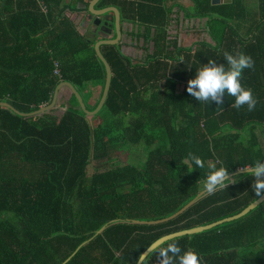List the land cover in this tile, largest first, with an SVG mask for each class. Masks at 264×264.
Returning a JSON list of instances; mask_svg holds the SVG:
<instances>
[{
	"label": "trees",
	"instance_id": "1",
	"mask_svg": "<svg viewBox=\"0 0 264 264\" xmlns=\"http://www.w3.org/2000/svg\"><path fill=\"white\" fill-rule=\"evenodd\" d=\"M166 1L97 5L135 13L145 38L151 28L154 34L152 53L141 63L119 46L100 47L112 77L96 116L84 115L66 86L43 114L21 118L0 108V264H63L73 254L64 264H137L157 239L235 216L257 199L251 173L238 174L237 183L205 194L174 219L143 224L168 219L193 201L208 162L219 161L229 174L264 162V0H255L254 10L243 0L219 6L190 0L184 18L207 19L210 38L190 47L167 39ZM87 5L0 0V103L33 113L65 81L88 112L96 109L105 83L94 52L99 38L87 39L75 23ZM224 51L253 58L254 69L243 71L241 83L258 99L254 111L232 107L227 93L217 105L187 92V82L209 59L226 64ZM94 87L99 97L88 106ZM140 143V166H108L115 154ZM189 152L205 168H196ZM90 165L95 168L88 175ZM172 241L194 249L202 264H264V202L235 222ZM158 250L143 264H157Z\"/></svg>",
	"mask_w": 264,
	"mask_h": 264
},
{
	"label": "clouds",
	"instance_id": "2",
	"mask_svg": "<svg viewBox=\"0 0 264 264\" xmlns=\"http://www.w3.org/2000/svg\"><path fill=\"white\" fill-rule=\"evenodd\" d=\"M226 64L209 59L196 70L195 78L187 82V92L199 102H215L223 105L225 94L234 97L231 106L240 109L247 106L249 112L254 111L258 99L251 89L245 88L242 83V73L245 69H254L255 62L250 55L243 52L231 54L223 52ZM181 63L183 57H180ZM187 159L196 168H205V161L192 152L188 153ZM216 163L208 162L206 178L200 182L202 191L212 195L223 191L229 184H235L236 178L229 174V170L222 165L217 167ZM253 177L251 189L257 198L264 197V162L257 160L249 167ZM139 259V258H138ZM157 264H202V257L191 247L182 250L177 242H168L159 248L157 252Z\"/></svg>",
	"mask_w": 264,
	"mask_h": 264
},
{
	"label": "water",
	"instance_id": "3",
	"mask_svg": "<svg viewBox=\"0 0 264 264\" xmlns=\"http://www.w3.org/2000/svg\"><path fill=\"white\" fill-rule=\"evenodd\" d=\"M99 1L100 0H90L88 2L87 8H86L87 15L85 16V18L83 20L79 17L76 21V23L79 22L80 29L86 30L85 37L87 39L92 40L98 36L100 37V39L94 44V52H95L97 58L100 60V62L104 66L105 83L103 86L101 98L98 102L96 109L93 112H88L86 110V107L83 103L81 96L77 93V91L74 89V87L70 83L65 82V81H62L60 84H58L56 86L54 93H52L50 103L46 106H42V107L38 108V110H36L33 113L26 114V115L20 114V113L16 112L15 110H13L9 105H7L5 103H0V108L6 109V110L10 111L12 114H14L15 116H18L21 118L34 117V116L43 114V113L51 110L52 108H54L56 105V102H57L59 91L62 90L63 86H66V87H68V89L70 90V92L72 93L74 98L76 99L77 104H78L80 110L83 112L84 115H86L87 117H94L101 111V109L103 108L105 101L107 99L108 93H109L112 71H111V68H110L108 62L103 57V55L100 51V47H102V46H118L121 42L122 35H121V29H120V25H119L120 15H119L118 9L116 7H113V6L105 7L102 9H97V4ZM230 3H231V0H210L211 6L228 5ZM101 16H103V19L101 18ZM90 24H92V27L90 28V30H88V27ZM112 32L115 34V37L113 39H110L109 37H111ZM243 173H250L249 167H246L245 169H242V170H237L233 173H230V175L235 176V175L243 174ZM205 194H206L205 192L200 191L199 194L197 195V197L193 201L188 203L184 208H182L179 212H177L175 215H173L172 217H170L168 219L156 221V222H148V223H143V224L144 225H153V224H159V223H163V222L169 221L171 219H174L176 216H178L180 213H182L187 208H189L195 201H197L199 198H201ZM263 202H264V197L257 198L254 202L249 204L246 208H244L241 212H239L235 216L220 220L219 222L210 224V225L205 226V227H200V228H195L192 230L178 232V233L170 234V235L164 236L160 239H157L155 242H153L151 245H149V247H147V249H145V251L140 256L137 264H143V262L145 261V259L147 258V256L150 253H152L157 248H160L163 244H165L167 242H170V241L175 240V239L183 238V237L198 235V234H201L204 232H208L212 229H215L221 225L235 222V221L243 218L244 216H246L249 212L256 209ZM104 228L105 227H103L99 232H97L96 235H99L103 231ZM73 255H71L70 257H72ZM69 258L65 262H67L69 260Z\"/></svg>",
	"mask_w": 264,
	"mask_h": 264
},
{
	"label": "crops",
	"instance_id": "4",
	"mask_svg": "<svg viewBox=\"0 0 264 264\" xmlns=\"http://www.w3.org/2000/svg\"><path fill=\"white\" fill-rule=\"evenodd\" d=\"M100 1L98 2V4L100 3ZM136 2H137V0H136ZM186 2L190 3V0L166 1L165 6L171 7V14L169 16V18H170L169 22L170 23H169L168 29H171V26H172L171 23H172L174 17H176V15L178 16L177 19L179 20L177 26L174 25V27H175L174 32L170 31V35H169V30L167 31L168 36H170V39L176 38L178 44L181 45L182 42H186V37H184V39H182L185 32L194 31L193 28L197 27V25H193V22H199V23L202 22L201 23L202 27L200 26L201 30L204 28L203 30H204V32H206V35L209 39L206 42H210V38H209V35L207 33V27L205 24V21H206L205 19L203 22V21H201L202 19H198V18L197 19L196 18H194V19L184 18V11H185L184 9L187 7H185V5H183V3L186 4ZM175 4L177 5L176 8H174ZM243 5L246 9L254 10L255 5H256V1L250 2V4H249L247 2V0H243ZM110 6H113V5H110ZM78 7H80V6H78ZM106 7H109V6H106ZM113 7H116V6H113ZM103 8H105V7H103ZM117 9L119 11V15H121V21H122V33H121L122 37H121V42L118 45L120 47L121 53L127 57H130L134 63H137L136 61H134V58H133V56H131V53H133L135 55L136 53L139 52V56H141L140 52H144L143 45L145 44L144 46L147 48L149 47V48L147 49L148 51L145 52V54H144V59H143V61H144L146 56L150 55L152 53L153 41H151V40H152V36L154 34V30L151 28L149 30L148 37L145 38V28L142 24H140L138 22V19L136 18L135 13H126L123 10L121 11V9H119V8H117ZM133 12H135L134 9H133ZM82 15H83V13H82ZM82 15L79 16L81 19H82ZM79 17H77V18H79ZM78 23H76V24H78ZM79 31L82 34H84L86 32V30L80 29V27H79ZM113 34L114 33H112V35ZM185 35H187V34H185ZM167 39L169 40V38H167ZM196 42L197 41H194V43H196ZM184 44H183L184 47H190L191 46V43L187 46H185ZM135 59H136V57H135ZM98 90L100 93L99 87H94V89H91L92 96L89 99H87V105L88 106H94L95 105V103L99 97ZM95 91H97L98 94L97 93L94 94Z\"/></svg>",
	"mask_w": 264,
	"mask_h": 264
},
{
	"label": "rangeland",
	"instance_id": "5",
	"mask_svg": "<svg viewBox=\"0 0 264 264\" xmlns=\"http://www.w3.org/2000/svg\"><path fill=\"white\" fill-rule=\"evenodd\" d=\"M255 0H247V2L250 4V2H253ZM183 5H185V7H189L191 6L190 3H183ZM82 15V14H81ZM74 18V17H73ZM78 19V18H77ZM77 19H75L77 21ZM207 21V19H205ZM178 19H173L172 23H171V29H168L169 30V35H170V31L174 32L175 31V26H177L178 24ZM201 21L204 22V19H202ZM206 21H205V24H206ZM195 23V24H194ZM201 23L202 22H193V25H197L196 28H193L194 31H189V32H185V35L183 36L182 39H184V37H186V42H182V45L184 44L185 46L189 45L191 43V45L194 43V41H208V37L206 35V32H204V28L201 30ZM79 25V23H78ZM201 26V27H200ZM140 28V27H139ZM172 34V33H171ZM176 36V35H175ZM169 39H170V36H169ZM176 39V38H175ZM177 40V39H176ZM171 42V41H170ZM145 45V44H144ZM143 45V50L144 52H140L141 53V56H139V52L136 53L135 55L133 53H131V56H133L134 58V61H136L137 63H141L143 62V59H144V54L145 52H147L148 48L145 47ZM136 57V59H135ZM97 91L94 92V94H96ZM98 93H99V90H98ZM97 93V94H98ZM245 135V133H244ZM142 144H138L136 146H130V147H127L124 149V151L122 152H119L117 154L114 155V157L111 159V161L108 162V166H120V165H123V164H126V163H134V165L136 166H140L141 163H142V155L144 154L143 152V149H142ZM137 162V163H136ZM93 165H90L89 168H88V175H90L92 172H93Z\"/></svg>",
	"mask_w": 264,
	"mask_h": 264
},
{
	"label": "flooded vegetation",
	"instance_id": "6",
	"mask_svg": "<svg viewBox=\"0 0 264 264\" xmlns=\"http://www.w3.org/2000/svg\"><path fill=\"white\" fill-rule=\"evenodd\" d=\"M86 2H89L90 0H85ZM176 4H175V7L174 8H176ZM98 9V8H97ZM99 9H101V8H99ZM85 11L83 12V15H82V20L85 18V16L87 15V10L86 9H84ZM101 18L103 19V16H101ZM120 19H119V25H120V29H121V33H122V21H121V15H120V17H119ZM175 19H177L178 18V16L176 15V17H174ZM92 27V24H90L89 25V27H88V30H90V28ZM177 29V28H176ZM113 33V32H112ZM115 37V36H114ZM98 38L100 39V37L98 36ZM110 38V37H109Z\"/></svg>",
	"mask_w": 264,
	"mask_h": 264
},
{
	"label": "built area",
	"instance_id": "7",
	"mask_svg": "<svg viewBox=\"0 0 264 264\" xmlns=\"http://www.w3.org/2000/svg\"><path fill=\"white\" fill-rule=\"evenodd\" d=\"M54 66H55V71H54V74H55V75H59V74H60V72H59V67H58V64H55Z\"/></svg>",
	"mask_w": 264,
	"mask_h": 264
}]
</instances>
